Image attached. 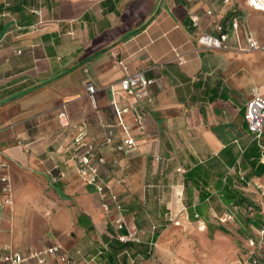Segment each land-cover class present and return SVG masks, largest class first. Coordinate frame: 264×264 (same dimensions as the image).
<instances>
[{"label": "crops", "instance_id": "obj_1", "mask_svg": "<svg viewBox=\"0 0 264 264\" xmlns=\"http://www.w3.org/2000/svg\"><path fill=\"white\" fill-rule=\"evenodd\" d=\"M191 13L200 30L227 33L221 47H200ZM250 37L264 44V11L246 0H0V176L13 197L0 207V244L21 253L60 244L76 264H148L165 219L204 223L197 207L237 218L242 208L224 204L222 188L248 198L264 174L246 156L256 142L244 117L252 88L264 98V50L248 49ZM137 70L154 79L150 100L119 86ZM113 103L136 142L129 155L118 149L126 133ZM81 123L106 159L108 215L76 170ZM55 165L64 175L52 181ZM118 215L139 244L115 237Z\"/></svg>", "mask_w": 264, "mask_h": 264}, {"label": "built area", "instance_id": "obj_2", "mask_svg": "<svg viewBox=\"0 0 264 264\" xmlns=\"http://www.w3.org/2000/svg\"><path fill=\"white\" fill-rule=\"evenodd\" d=\"M191 1V0H187ZM246 4L256 10L264 11V0H246ZM190 19L192 21L193 27L198 30L197 41L201 48H219L223 45L227 33L221 31L216 35L208 34L199 27V17L197 14H190ZM232 28L236 29L238 27L237 18H233ZM247 48L253 49H263L264 44H259L255 38H248ZM123 65V64H122ZM125 68V66H124ZM153 78H147L144 75L143 70H137L134 72L126 73L119 80V86L121 90L127 94L133 95L138 100H150V93L148 86L153 83ZM86 90L89 94L91 100H94L95 87L87 83ZM252 97L246 105L245 109V121L249 132L253 135V139L260 144L262 142L264 133V98L261 96L257 88H252ZM115 112L117 113L119 122L125 131L126 135L119 144L118 149L124 154L129 155L136 150V142L134 138L128 133V128L123 124L120 114L124 109L113 103ZM58 121L61 125L69 124L68 115L65 111L61 110L57 114ZM140 124L141 121L139 120ZM106 142L111 141V133L109 132L105 138ZM74 145L77 146L78 151L74 154V162L76 165V170L83 182L87 184L94 185L97 192L100 194L102 200L104 198V188L105 184L100 176L99 168L106 162L104 156L96 152L93 143L86 139V124L81 123L76 126V134L73 139ZM261 162L264 164V155L261 158ZM6 162L0 160V169L6 167ZM57 173L53 175L52 181H56L59 177L64 174L58 168L57 165L54 166ZM111 199L115 203V208L120 209L121 203L118 201L117 195L112 194ZM13 202L12 191L10 186L9 178L6 175L0 176V207L11 205ZM106 215L110 212L109 204L106 201H102L101 204ZM220 221H226L232 218L230 212H224L222 215L217 216ZM174 220V219H169ZM115 227V237L124 242H140V237L138 236V230L133 225H127L124 218L118 215L112 219ZM202 227L204 223L201 221ZM125 228L126 232H121ZM153 229L156 226H152ZM261 235H264V222L261 228L258 229ZM253 244L254 241L250 240ZM76 264V259L73 255L66 253L60 244L46 245L40 249L30 250L26 253H21L19 251L13 250L7 244H0V264Z\"/></svg>", "mask_w": 264, "mask_h": 264}, {"label": "rangeland", "instance_id": "obj_3", "mask_svg": "<svg viewBox=\"0 0 264 264\" xmlns=\"http://www.w3.org/2000/svg\"><path fill=\"white\" fill-rule=\"evenodd\" d=\"M246 193L254 205L242 208L241 217L255 218V212L259 211L264 220V174ZM164 223L167 229L160 230L163 233L154 245L148 264H254L253 261L264 264V235L253 224L244 225L241 231V223L233 214L226 221L209 218L211 226L223 225L227 232L216 227L211 230L206 224L202 228L194 220H180L175 224L177 220L165 219Z\"/></svg>", "mask_w": 264, "mask_h": 264}, {"label": "trees", "instance_id": "obj_4", "mask_svg": "<svg viewBox=\"0 0 264 264\" xmlns=\"http://www.w3.org/2000/svg\"><path fill=\"white\" fill-rule=\"evenodd\" d=\"M263 139H264V137L262 138V142L260 144L254 142L250 146L248 152H246V156H251V157H253L252 158L253 160L258 162L259 169L257 170V172L259 175L264 173V164L260 161V159L264 155V140ZM222 197H223L222 200H223L224 204H226L228 207H235L238 210L241 208H250L251 206L254 205V202H252L249 198H247L246 196H243L237 190H235L233 188H228L226 186H224L222 188ZM196 211H197L199 216L203 217L201 219L209 227V229L212 230L214 227H216L218 230H220L222 232H227L226 228L223 225L211 226L209 224V219L204 216V209L197 207ZM258 213H259V211L255 212V214H256L255 218L246 217L245 219H243L241 217L240 213H238L239 215L237 216V220L241 223V226L239 227V229L242 231L245 228L244 225H249V224H253L255 227H257V229L261 228L264 220L262 219L261 215H258ZM163 226L164 225L159 226V229L163 228ZM122 243L124 245L129 244L130 247L132 245L139 244V242H131V241H124ZM253 263L256 264L255 261H253ZM259 263L263 264L262 262H259Z\"/></svg>", "mask_w": 264, "mask_h": 264}]
</instances>
